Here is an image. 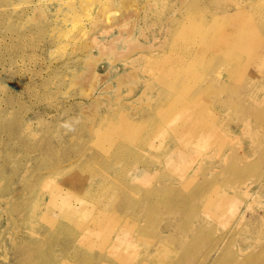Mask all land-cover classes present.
Wrapping results in <instances>:
<instances>
[{"label": "rangeland", "instance_id": "374dc122", "mask_svg": "<svg viewBox=\"0 0 264 264\" xmlns=\"http://www.w3.org/2000/svg\"><path fill=\"white\" fill-rule=\"evenodd\" d=\"M263 101L264 0H0V264H264Z\"/></svg>", "mask_w": 264, "mask_h": 264}, {"label": "bare ground", "instance_id": "6f19581e", "mask_svg": "<svg viewBox=\"0 0 264 264\" xmlns=\"http://www.w3.org/2000/svg\"><path fill=\"white\" fill-rule=\"evenodd\" d=\"M229 35V34H228ZM227 35V36H228ZM226 36V37H227ZM225 37V38H226ZM223 58V57H222ZM214 59V58H213ZM220 60V59H219ZM214 61V60H213ZM212 67V66H211ZM214 69V68H213ZM234 73V72H233ZM232 75V74H231ZM247 76V75H246ZM248 77V76H247ZM256 82V81H255ZM231 85V84H230ZM225 88V87H224ZM234 88V87H233ZM232 88V89H233ZM222 90H224V89H222ZM238 91V90H237ZM220 92H222V91H220ZM236 93V92H235ZM262 103V102H261ZM263 103H264V101H263ZM159 113V112H158ZM182 113V112H181ZM156 114H157V112H156ZM160 114H163L162 112H160ZM159 114V115H160ZM189 114V113H188ZM256 114V113H255ZM181 115V114H180ZM184 115V114H183ZM156 116V115H155ZM185 116V115H184ZM191 116V115H190ZM189 116V117H190ZM256 116V115H255ZM161 117H164L163 115L161 116ZM161 117H159L158 119H160ZM248 129V128H247ZM250 129V128H249ZM175 131H177V130H175ZM242 131V130H241ZM186 134V133H185ZM187 135V134H186ZM182 136V135H181ZM183 136H185V135H183ZM188 136V135H187ZM189 137V136H188ZM188 137H187V139H188ZM175 138V137H174ZM183 138V137H182ZM185 138V140H186V136L184 137ZM191 138L189 137V141H191L190 140ZM175 141V140H174ZM187 141V140H186ZM185 143V142H184ZM187 143V142H186ZM183 144V143H182ZM191 144V143H190ZM184 146H185V144H183ZM179 146V145H178ZM195 147V146H194ZM176 148V147H175ZM182 148V147H181ZM180 150V149H179ZM193 150V149H192ZM196 150H198V149H196ZM173 151V150H172ZM183 151V150H182ZM244 151V150H243ZM185 152V151H184ZM241 152V151H240ZM248 152V151H247ZM249 152H251V150L249 151ZM172 153V152H171ZM190 153V152H189ZM233 155H235V154H233ZM175 157V156H174ZM188 158V157H187ZM234 158H235V156H234ZM243 158V157H242ZM169 159H171V158H169ZM192 159H194V158H192ZM177 160V159H176ZM191 161V160H190ZM165 163V162H164ZM175 163V162H174ZM177 164V163H176ZM179 164V163H178ZM145 166V165H144ZM156 167V166H155ZM230 167V166H229ZM148 168V167H147ZM174 168V167H173ZM134 173V172H133ZM178 173V172H177ZM162 174V173H161ZM182 174V173H181ZM160 175V174H159ZM172 177V176H171ZM170 177V178H171ZM126 178V177H125ZM129 178V177H128ZM95 179V178H94ZM137 179H138V181H145V179H146V175H143V176H141V175H139L138 177H137ZM194 179V178H193ZM125 180V179H124ZM171 180V179H170ZM176 180V179H175ZM179 180V179H178ZM188 180V179H187ZM187 180H185V181H187ZM190 180V179H189ZM96 181V180H95ZM130 181V180H129ZM134 181V180H133ZM148 181V180H147ZM194 181V180H193ZM196 181V180H195ZM217 181V180H216ZM135 182V181H134ZM136 182H137V180H136ZM197 184H198V182H196ZM195 183V184H196ZM133 184V183H132ZM192 184H193V182H192ZM194 184V185H195ZM136 186V185H135ZM191 186V185H190ZM198 186H200V185H198ZM132 187H134V186H132ZM197 187V186H196ZM203 187H206V186H203ZM199 188V187H198ZM138 190H140V188H138ZM198 190V189H197ZM127 190H125V192H126ZM203 191H204V188H203ZM124 193V192H123ZM122 193V194H123ZM128 193V192H127ZM132 193V192H131ZM205 193H206V190H205ZM133 196V195H132ZM135 196V195H134ZM120 198H122V197H120ZM123 198H125V197H123ZM210 198V197H209ZM140 199V198H139ZM212 201V200H211ZM208 202V201H207ZM213 202V201H212ZM221 207V206H220ZM220 211V210H219ZM34 213H35V211H33ZM86 230H88V229H86ZM84 231V230H83ZM81 233H83V232H81ZM87 235H89V236H87ZM92 236H94V233L92 232L91 234H88V233H86V234H82L80 237H78V240L76 241L77 242V244L78 245H81L82 246V244H84V243H86V241L87 242H89L88 240L89 239H86L87 237L88 238H91ZM42 238V237H41ZM43 239V238H42ZM35 245V244H34ZM24 247H25V245H24ZM20 248V247H19ZM22 248H23V246H22ZM21 250V249H20ZM25 250V249H24ZM103 250V249H102ZM23 251V250H22ZM99 251H101L100 249H99ZM131 254V253H130ZM28 255V254H27ZM134 256V255H133ZM26 257H28V256H26ZM135 257V256H134ZM24 258V257H23ZM124 259H127L128 261H129V259H131V257H126V256H124ZM136 259V258H135ZM130 262H132V261H130Z\"/></svg>", "mask_w": 264, "mask_h": 264}]
</instances>
